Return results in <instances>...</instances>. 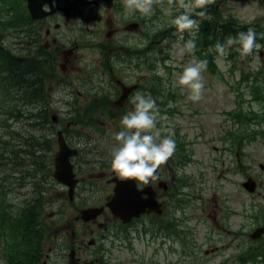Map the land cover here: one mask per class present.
<instances>
[{
  "label": "rangeland",
  "instance_id": "obj_1",
  "mask_svg": "<svg viewBox=\"0 0 264 264\" xmlns=\"http://www.w3.org/2000/svg\"><path fill=\"white\" fill-rule=\"evenodd\" d=\"M91 1L63 0L64 4L77 6L84 11L85 18L83 20H88L86 15L91 14L92 18L104 20L106 24V26L101 24L103 29L100 31L95 28L87 31V25H82V21L80 25L83 27L75 28L79 34L78 42H81L80 51L76 54L74 64L73 60L70 63V60L62 59L64 66L69 62L68 67L66 71L59 70L57 73L58 76H64L71 87L62 86L58 91L53 90L50 94L51 104L57 110L63 109L61 111L63 115L72 109L68 100H72L73 97L78 98L81 109L85 110L90 108L94 102L86 100L84 96L93 97L99 91H103V94H110L113 91L115 85H110L108 78L112 74L111 72L107 74L108 70L105 73L95 72L91 82L93 70L104 58V45L130 46L138 44L139 48H145L151 44L152 48L146 54L147 58H154V50L162 51V54L157 55L159 58L165 57L167 44L163 38L165 27L172 26L170 20L183 12V9L179 8V0H173L171 4L169 0H158L153 4V9L148 15H143L139 11H126L123 0H95L98 2L95 9L90 4ZM221 1L219 7L221 15H230L242 25L254 20L264 23V0ZM167 8H171L172 17L166 16L162 11ZM0 20L5 19L0 18ZM132 21L140 22L139 28L135 31L126 29L127 24ZM197 23L199 24L198 20ZM90 25L92 24L90 23ZM10 27L11 24L0 21V39L9 49L17 55L24 56H29L30 52H37L36 47H32L31 44L23 40V35L19 37L18 29ZM259 30L264 33V29ZM259 36L260 34H257V37ZM168 41L170 42L169 39ZM257 43L264 45V42ZM101 44L103 45L101 46ZM171 45L170 54L174 59L176 57L180 59L184 54L183 47H177L175 42H172ZM211 48L215 52L214 48ZM233 51L235 56L230 58ZM227 52L228 54L223 57L215 52L220 72L212 73L208 68L202 71L204 90L202 99L198 102L190 101L188 99L189 89L178 83L180 72L175 71L169 76L168 69L161 61L151 62L150 68L160 75V81L155 87V91L161 86L163 96L158 97V100L160 103H165L163 109L168 110L171 106H175L179 111L175 115L161 114L159 122L168 126L166 131L179 132L180 136L184 138L183 150L178 149L177 154L183 157L188 153L192 159L185 168L179 169L178 173L190 174H187L188 177L183 176L186 179V184L182 187L183 180L175 183L170 181L175 172L174 157L159 167L156 175L173 184L169 186L170 182H168L166 190L160 189V193L164 194L163 200L168 204L165 206L166 215L163 219L167 223L158 226V231L154 234L151 233V228L145 234L142 225L136 226L133 230L134 249L124 246L127 245L125 239L110 242V250L106 252L110 264H239L234 258L242 252L243 248L251 244L253 246L263 244L260 240H252L249 232L259 225L257 222L264 226V216L259 211L260 207L264 209V140L257 138L248 142V154L242 156L240 153L243 160L240 161L238 154L230 151V141L225 139V135H227L225 133L233 125L228 118L227 111L237 104L243 103L248 107L257 105L259 109L264 107L262 102L251 97L249 91L251 80L240 83L242 77L247 78L250 72L255 74L257 70L263 71L259 77L264 81V49L259 53L254 50L253 54L246 58H242L234 48H229ZM198 61L200 60L198 59ZM190 62L195 63L194 60H190ZM139 74V71L135 72L137 77ZM152 79L151 77L146 78L145 84L148 85V90L152 89ZM170 85L176 94L174 100L167 98ZM71 91L75 92V96ZM242 91L245 92L244 96ZM160 103H156L158 109H162ZM82 110L80 113H83ZM108 122L117 129L122 127L120 123H113L111 120ZM18 128L20 129V125L15 127V129ZM166 131H162L163 134ZM0 141L3 145L11 146L13 151L21 148L22 143L24 144L21 137L14 135L12 137L5 133ZM225 141L227 142L225 143ZM53 144V149L47 150L49 163L52 162L58 149L56 138ZM112 145L113 143L107 148L109 151L112 150ZM42 148L43 146H39V149ZM5 154L7 155V153ZM37 154L39 155L40 152ZM5 161L0 160V163H5ZM10 166L11 164L9 168ZM5 170L0 168V173ZM247 173L253 177V181L256 183L254 193L248 192L242 185L243 181L247 180ZM15 175L21 174L16 173ZM25 190L28 191L31 188L28 186ZM22 193L19 190H16L15 193L13 191L8 193L7 199L15 204L14 208L17 211L21 209L19 204L22 206L25 200ZM51 194L58 199V202L47 208L44 220L46 222L49 219L55 221V226H53V234L49 240L43 243L40 264H59L58 260L63 258L66 245L72 239L67 224L69 220L73 222L74 218L70 216L68 220L61 219L59 223V216H51V214L57 213L55 208L59 210L58 213L63 208L62 190L53 188ZM184 198H186L185 202L181 203ZM44 202L46 203V200ZM178 203H181L182 208L176 209ZM63 209L68 214L71 213L70 206L66 205ZM256 214L260 215V218L256 219ZM171 220L175 224H171ZM145 222L149 225L147 219ZM56 225L58 228L55 231ZM77 230L78 236L75 239L85 231L84 224L78 222ZM262 241L264 242V240ZM170 247L173 248V251ZM157 249L160 250L157 251ZM5 255L6 250L3 248L0 238V264H5Z\"/></svg>",
  "mask_w": 264,
  "mask_h": 264
},
{
  "label": "trees",
  "instance_id": "obj_2",
  "mask_svg": "<svg viewBox=\"0 0 264 264\" xmlns=\"http://www.w3.org/2000/svg\"><path fill=\"white\" fill-rule=\"evenodd\" d=\"M21 2L22 0L20 2L15 0L11 7L13 10L11 18L0 20L5 24H11L18 31H24L26 20H31L29 14H26L25 4L21 5ZM204 11L206 16L201 18L199 30L207 47H214L217 42L224 43L226 37L235 36L249 28L248 25H242L230 15H221L214 5H208ZM259 27L260 25H256L257 34L262 33V30H258ZM23 36V40H26V36ZM4 46L0 41V126L3 127V131L12 133L15 137H21L23 140L22 147L12 151L13 157L9 160L15 164L13 168L15 172H23L24 169H21V166H24L25 157L35 156L39 146L45 145V149L51 148L50 141H43L40 135L47 136L45 130H52L50 128L51 113H48V106L45 103V87L47 80H52L56 76L55 65L49 64L46 60H43L45 61L43 63L42 59L36 56L28 58L15 53L14 56H7L11 52L8 49L5 50ZM210 54L215 57L214 53ZM206 59L215 65L212 56L207 55ZM249 113L253 114V111ZM18 125L20 129H15ZM261 137L264 139V129ZM0 158H4L2 151H0ZM38 158L42 159L45 156L36 154L31 161H37ZM5 159H9L8 156H5ZM11 183V175L0 177L1 196L5 188L12 185ZM0 208V227L7 232L4 242L6 241L8 261L12 264H37L36 259L43 253V243L49 233L48 224L41 219V203L27 202L20 212L13 213L4 208L1 200ZM260 212L264 213V210L260 209ZM256 219H258L257 214ZM237 260L241 264H264V244L251 246L248 251H243Z\"/></svg>",
  "mask_w": 264,
  "mask_h": 264
},
{
  "label": "clouds",
  "instance_id": "obj_3",
  "mask_svg": "<svg viewBox=\"0 0 264 264\" xmlns=\"http://www.w3.org/2000/svg\"><path fill=\"white\" fill-rule=\"evenodd\" d=\"M156 2L158 0H123L126 11H139L143 15L150 14ZM172 2L173 0H169L170 4ZM213 2L214 0H179V8H182L183 12L172 18L170 24L180 33L198 30V23L193 19V14L205 17L206 12L195 10L205 9ZM162 11L166 16L172 17L171 8ZM260 38L264 39V33L260 34ZM185 47L189 50L194 49V39H189ZM229 48H234L242 58H246L252 55L254 50L259 53L264 49V45L257 43V33L253 28H248L247 31H241L235 36L226 37L224 43L217 42L214 45L215 52L221 57L228 54ZM212 50L210 48V51ZM206 68V60L190 62L179 74L178 83L189 89L190 101L198 102L202 99L204 90L202 71ZM131 103L134 106L133 110L124 115L120 121L123 130L114 133L117 146L111 151L110 167L120 179H134L146 185L151 180L157 179L156 173L159 167L175 153L176 142L173 138L174 134L162 135L161 130L157 129L161 117L156 101L151 95L137 92L132 97ZM254 108L259 110L257 105H254Z\"/></svg>",
  "mask_w": 264,
  "mask_h": 264
},
{
  "label": "flooded vegetation",
  "instance_id": "obj_4",
  "mask_svg": "<svg viewBox=\"0 0 264 264\" xmlns=\"http://www.w3.org/2000/svg\"><path fill=\"white\" fill-rule=\"evenodd\" d=\"M94 4L95 1H94ZM80 11L76 6H64L60 3L59 0L56 2V8L54 15L44 17L40 20H35L33 22V29L38 32L39 38H40V49L41 51L46 54V58L55 57L57 55V60L61 59V53L64 55L70 47H68L66 44L61 42L59 40L60 27H64L72 21L71 19L73 16L77 15ZM52 27L55 29L52 30ZM59 30L58 34L57 31ZM110 50V51H109ZM105 50L104 59L110 60V57H116V52H112L115 50L114 48ZM74 52V51H73ZM70 53L66 56L67 61L70 60V63L77 57L74 53ZM56 60V61H57ZM69 62L66 64V68L68 67ZM121 67L123 70L127 68L126 60L123 61L121 64ZM48 88V84L46 85L45 89ZM116 93L119 90V87L116 86L115 89H113ZM135 95L134 91L130 94L128 101H131L132 97ZM104 100L106 102L112 103L111 105H115V103L108 98V96L104 95L101 97L94 96L93 102L95 103V107H99L102 102L100 101ZM100 101V102H99ZM89 109V108H88ZM85 109V110H88ZM59 112V117L56 119V124H59L60 129L64 132V135L67 140V144L70 145L72 148L75 147L74 140L72 137L76 134V130L73 128H69L63 125L64 119L66 117L62 116ZM85 117V114L83 115ZM70 125V124H68ZM55 141V136L53 135L52 140V149H53V143ZM59 149V146H58ZM57 149V151H58ZM46 156L48 155L45 153ZM89 158V156H87ZM71 163L73 166V172L75 174V178L78 180V187L76 189V196L74 198L79 199H86V200H104L102 203H99L97 205L105 206V209L99 217L93 219L90 222H85L84 224L85 231L81 233V235L75 239L78 234L77 226L78 222L81 220L78 218L80 216V210H78L79 207L77 206H71V213L69 214V217L72 216L74 218V221L72 222L69 220V223L67 224V227L70 229L69 232L73 231V237L71 241H68L66 245V249L64 252H67L69 249H74L76 251V258L80 263H88V261L93 262V264H105V260L102 257V253L105 251V247H102V244H100L99 248H96L99 243H102L104 241V237L107 234H111L114 232L115 229H119V235L122 238H126L127 235L130 233V231L134 230L136 226H143L144 229L148 227V224H146L145 219L148 220L150 223V227L154 228V223H158L159 226L163 225V223H167V221L163 220L164 216L166 215V205L165 201L163 200L164 194L160 193L159 185L161 183H168L172 181L175 183L179 178L177 176L172 177L170 181L162 179L161 176H157V179H153L148 184H143L142 182L138 181L139 187L142 188L144 186H151L158 192V198L163 201V213L162 214H156V213H148L142 215L140 218L133 219L129 223H122V221L118 218H115L110 209L106 207V204L108 201H110L113 189L115 186V183L111 181L114 177H116V174L112 171L109 164L104 163L103 161L99 162L98 164H95L94 162H86L85 156L80 153L77 156L71 157ZM96 179L100 180L104 183V186L100 185ZM171 185H173L170 182ZM63 189V197L62 199L68 200L69 203L73 204V201L69 200L67 189L64 186L59 185ZM68 203V204H69ZM62 212V211H60ZM58 215V213L56 214ZM163 216V217H162ZM68 217V218H69ZM83 222V221H81ZM82 224V223H81ZM145 224V225H144ZM90 240H92L93 244H89ZM102 249V252H101ZM59 264H67L68 258L64 257L60 258L58 260Z\"/></svg>",
  "mask_w": 264,
  "mask_h": 264
},
{
  "label": "water",
  "instance_id": "obj_5",
  "mask_svg": "<svg viewBox=\"0 0 264 264\" xmlns=\"http://www.w3.org/2000/svg\"><path fill=\"white\" fill-rule=\"evenodd\" d=\"M28 8L33 18H42L48 14L54 12V0H27ZM50 5L51 11H45V5ZM133 27H136L134 24ZM63 150L58 154L57 161L62 163L64 166L68 161V156L70 151L66 147L65 143L62 142ZM65 146V147H64ZM65 159V160H64ZM61 160V161H60ZM59 167V165H58ZM245 187L253 191L255 189L256 183L251 178L245 182ZM146 191V192H145ZM149 191V192H148ZM115 196L113 201L110 203V207L115 211L117 215H120L128 221L132 216H139L142 212L158 210L160 204H157L155 200L154 193L150 190L138 191L133 183H123L118 189L115 190ZM150 194L148 199H143L141 197L142 193ZM119 210V211H118ZM100 209H87L84 211V218L89 220L100 213ZM264 233V228H258L252 235L254 238L260 237ZM69 264H74L73 260Z\"/></svg>",
  "mask_w": 264,
  "mask_h": 264
}]
</instances>
